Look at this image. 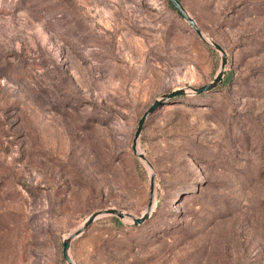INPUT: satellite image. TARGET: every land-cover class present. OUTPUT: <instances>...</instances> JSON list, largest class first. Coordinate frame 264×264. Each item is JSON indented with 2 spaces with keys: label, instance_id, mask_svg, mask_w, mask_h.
<instances>
[{
  "label": "rangeland",
  "instance_id": "rangeland-1",
  "mask_svg": "<svg viewBox=\"0 0 264 264\" xmlns=\"http://www.w3.org/2000/svg\"><path fill=\"white\" fill-rule=\"evenodd\" d=\"M0 0V264H264V0Z\"/></svg>",
  "mask_w": 264,
  "mask_h": 264
},
{
  "label": "water",
  "instance_id": "water-1",
  "mask_svg": "<svg viewBox=\"0 0 264 264\" xmlns=\"http://www.w3.org/2000/svg\"><path fill=\"white\" fill-rule=\"evenodd\" d=\"M170 6L174 9V11L193 29V31L196 33L198 38L203 41L207 46L211 47L215 51H217L220 54L221 62L218 72L215 74L211 82L208 84L199 87V88H183L178 89L175 91H172L168 94H164L158 99H156L151 106L143 113L141 118L138 121L136 131L134 133V137L132 140L131 149L135 156H137L142 161L146 162L148 167H150V164L146 160L145 156L142 153L137 152V142L141 135V132L143 130L144 123L147 119V117L151 114H153L157 109L162 107L168 100L171 98L177 97V96H184L186 94H192V95H202L205 93H210L216 89L218 84L221 82L222 78L224 77V71L225 67L227 65V54L226 51L216 43L215 41L209 39L208 41L203 38L202 31L195 22V20L188 14V12L185 10V8L181 5L179 0H166ZM153 185H154V177H150V198L147 203V207L143 214L140 217H134L130 214L117 211L116 209H103L100 211H97L95 213H92L83 223L82 227L72 233L71 235L67 236L65 239H63L61 246H62V258L66 262V264H76L74 260L72 259L70 253H69V247L72 242V240L75 237L80 236L85 230L88 229V227L98 218L103 216H112L119 220H130L132 222L133 226H141L147 219L150 218L151 212L153 211Z\"/></svg>",
  "mask_w": 264,
  "mask_h": 264
},
{
  "label": "trees",
  "instance_id": "trees-1",
  "mask_svg": "<svg viewBox=\"0 0 264 264\" xmlns=\"http://www.w3.org/2000/svg\"><path fill=\"white\" fill-rule=\"evenodd\" d=\"M167 4H168V6L171 8V9H173L171 6H170V4L167 2ZM200 96V95H199ZM180 97H182V96H177V97H174V98H171L169 101H173V100H175V99H177V98H180ZM112 219L113 220H116V219H114L113 217H112Z\"/></svg>",
  "mask_w": 264,
  "mask_h": 264
},
{
  "label": "bare ground",
  "instance_id": "bare-ground-1",
  "mask_svg": "<svg viewBox=\"0 0 264 264\" xmlns=\"http://www.w3.org/2000/svg\"><path fill=\"white\" fill-rule=\"evenodd\" d=\"M202 35H203V38H204L205 40H207V41L209 40V38H208L205 34L202 33ZM139 151H140V150L137 149V152H139ZM145 164H146V166H148L146 162H145ZM154 205H155V204H153V208H154Z\"/></svg>",
  "mask_w": 264,
  "mask_h": 264
}]
</instances>
